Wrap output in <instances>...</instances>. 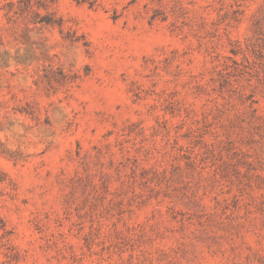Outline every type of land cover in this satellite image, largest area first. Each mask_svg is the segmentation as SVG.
Segmentation results:
<instances>
[{
	"label": "rangeland",
	"instance_id": "obj_1",
	"mask_svg": "<svg viewBox=\"0 0 264 264\" xmlns=\"http://www.w3.org/2000/svg\"><path fill=\"white\" fill-rule=\"evenodd\" d=\"M0 264H264V0H0Z\"/></svg>",
	"mask_w": 264,
	"mask_h": 264
},
{
	"label": "trees",
	"instance_id": "obj_2",
	"mask_svg": "<svg viewBox=\"0 0 264 264\" xmlns=\"http://www.w3.org/2000/svg\"><path fill=\"white\" fill-rule=\"evenodd\" d=\"M48 16H49V15H48ZM46 18H47V19H44L45 22H47V23H51V22H53L52 19H51L50 17H46Z\"/></svg>",
	"mask_w": 264,
	"mask_h": 264
}]
</instances>
